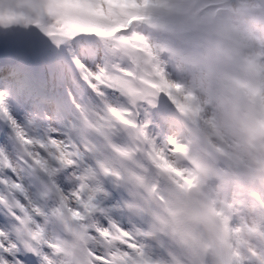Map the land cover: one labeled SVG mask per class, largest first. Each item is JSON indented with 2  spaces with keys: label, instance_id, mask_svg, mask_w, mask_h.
<instances>
[{
  "label": "snow or ice",
  "instance_id": "snow-or-ice-1",
  "mask_svg": "<svg viewBox=\"0 0 264 264\" xmlns=\"http://www.w3.org/2000/svg\"><path fill=\"white\" fill-rule=\"evenodd\" d=\"M0 264H264V0H0Z\"/></svg>",
  "mask_w": 264,
  "mask_h": 264
}]
</instances>
